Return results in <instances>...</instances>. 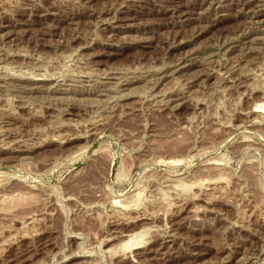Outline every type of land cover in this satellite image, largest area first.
Here are the masks:
<instances>
[{
  "label": "rangeland",
  "instance_id": "obj_1",
  "mask_svg": "<svg viewBox=\"0 0 264 264\" xmlns=\"http://www.w3.org/2000/svg\"><path fill=\"white\" fill-rule=\"evenodd\" d=\"M0 129V264H264V0H0Z\"/></svg>",
  "mask_w": 264,
  "mask_h": 264
},
{
  "label": "bare ground",
  "instance_id": "obj_2",
  "mask_svg": "<svg viewBox=\"0 0 264 264\" xmlns=\"http://www.w3.org/2000/svg\"><path fill=\"white\" fill-rule=\"evenodd\" d=\"M147 229L148 228H146V230L145 229L144 230L141 229L142 231L140 230V231H137V232H133L132 234L126 235L124 237V239H121L120 241L118 240V244H115V245L113 244L114 246L113 247L111 246V248L108 249L107 253H110L109 255H112V256L114 255L115 256V254L117 255L118 253H120V254L121 253H126L127 251H129V254H130V250L132 251V250L139 249V245L143 242L142 240L145 237L144 235H145ZM103 242H104V240H103ZM105 242L109 243L110 241H106L105 240ZM100 245H101V243H100ZM132 254H133V251H132ZM74 255H76V253ZM122 255L124 256V254H122ZM75 258H77V257H75ZM127 258L123 257V259L120 262V264H127L128 261L130 260V259L128 260Z\"/></svg>",
  "mask_w": 264,
  "mask_h": 264
}]
</instances>
